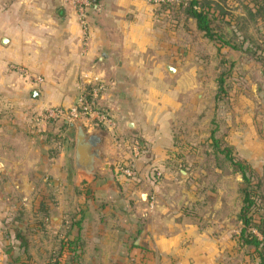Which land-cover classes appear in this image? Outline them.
I'll return each instance as SVG.
<instances>
[{"label": "crops", "instance_id": "obj_1", "mask_svg": "<svg viewBox=\"0 0 264 264\" xmlns=\"http://www.w3.org/2000/svg\"><path fill=\"white\" fill-rule=\"evenodd\" d=\"M184 30L148 0H92L84 40L68 0H0V264H260L239 238L243 180L220 142L254 169L264 163V66L215 44L236 73L216 97V79L203 86L183 65ZM95 81L112 127L35 120ZM80 136L95 151L87 168ZM217 156L230 174L192 179L184 166L214 168Z\"/></svg>", "mask_w": 264, "mask_h": 264}, {"label": "trees", "instance_id": "obj_2", "mask_svg": "<svg viewBox=\"0 0 264 264\" xmlns=\"http://www.w3.org/2000/svg\"><path fill=\"white\" fill-rule=\"evenodd\" d=\"M182 1H184L185 5L183 9L184 15L195 20L197 30L200 31L205 38L217 45L218 52L225 47L250 51L248 47L244 46L246 42L254 43L255 40L254 37L246 31L248 27L247 17L251 20L255 19V22L258 19L263 20L264 0H252L254 7L249 6V3H241L243 10L236 14L231 13L232 9L230 8L231 5L228 3V0L225 5L214 3L212 0ZM173 4L176 3L164 2L156 7L158 12L163 14V16L170 17L174 10L172 9ZM225 15L228 16V19H225ZM231 17L233 18L232 20ZM223 18L224 21L226 20V25H230V27L236 28V30L233 29V31H231L232 33L224 30L225 28H222L220 24V22H223ZM232 22H234V24H231ZM230 64L228 68L229 71H223L216 79L218 84L216 97L226 94L227 86L225 85V77L230 73L232 63ZM220 151L224 153V156L230 161L233 169L241 174L243 180V184L240 188L242 206L239 212V219L242 223V228L239 238L244 244L254 247L260 258V264H264L262 240L256 234V232L259 234L264 233V196H261V205L256 206L257 185L252 186V180L248 177V171L251 167L244 160L233 156L230 147H225Z\"/></svg>", "mask_w": 264, "mask_h": 264}, {"label": "rangeland", "instance_id": "obj_3", "mask_svg": "<svg viewBox=\"0 0 264 264\" xmlns=\"http://www.w3.org/2000/svg\"><path fill=\"white\" fill-rule=\"evenodd\" d=\"M212 1L217 4L219 3L220 5L227 4L226 3L227 0H212ZM173 3L176 4L172 5V9L174 10L172 11L171 15L172 17H174L176 13L177 19L178 17H181L184 21V29L186 30V31L184 30V46L187 45V47H185L186 55H183L184 57V60L182 61L183 65L187 66L186 70L188 71H190L192 66H194V68H196V75L199 76L200 82L203 84V86H209L211 81L213 80L215 81V79H217V77L221 73H223V71L225 72L229 71L228 68L230 63L228 62V58H226V55L228 53H220V55L219 54L217 55L215 48L216 45L203 38V36L200 33L194 31L189 20L184 17L185 16L184 14L182 15L185 6L184 1L175 0L173 1ZM228 3L231 5L230 7L232 9L231 13L234 14H236L237 12H242L243 8L241 6V3L242 4L249 3V6L254 7L252 0H228ZM225 19H228L227 15H225ZM232 19L233 18L231 17V20ZM225 21L223 18V22H220L222 28H225L224 30H227L230 33H232L231 31H233V29L236 30V28L230 27V25H226ZM247 22H248V27L246 31L247 33H249L254 37L255 42L254 43L246 42L244 47H248L250 51L248 50L245 51V58L246 59L256 58L260 63V65L264 66V19L263 20L258 19L255 22V19L251 20L247 17ZM231 24H234V22H232ZM235 79H236V73L234 72L232 73V69H231L229 75L225 77V85L227 86V90L230 89V83L231 86H233L234 83L232 81H235ZM227 106L228 105H226L225 107ZM204 111L208 112L207 109H204ZM226 145L227 143L221 139L220 146L225 148ZM201 163L202 164L197 166L195 165L193 167H190L188 164L184 165L186 166V170L192 172L191 174L192 179H204L206 176H208L207 175L208 173L220 174L221 176H226L231 172L228 166V161L226 160V158H224V156L223 157L217 156L215 161L216 166L214 168L209 167L207 165V162L205 161H201ZM232 172H234V170H232ZM248 177H250V179L252 180L251 182L252 186L257 185L256 206H260L261 196H264V163L256 169L252 167L249 168ZM208 187H209L208 185L202 186L199 182L200 193L203 194V199H202L203 201L200 202L201 211L206 207V203L208 201V196L206 195V190Z\"/></svg>", "mask_w": 264, "mask_h": 264}, {"label": "built area", "instance_id": "obj_4", "mask_svg": "<svg viewBox=\"0 0 264 264\" xmlns=\"http://www.w3.org/2000/svg\"><path fill=\"white\" fill-rule=\"evenodd\" d=\"M148 1L155 6H158L164 2L173 3L175 0ZM68 2L75 10L78 23L81 27L82 36L85 40L88 35V14L90 7L92 6V0H68ZM12 69L18 71L24 78L32 83L40 84L43 80L42 77L34 75L24 66L12 65ZM104 90L105 87L101 82H90L88 85L80 87L77 98L72 106L45 107L36 114L35 120L69 124L83 123L88 127H112L114 125V119L112 115L99 104L100 94ZM117 170L127 178L136 179L137 177V170L133 165L128 163L119 164L117 166ZM152 172L153 179H157L161 174L154 169Z\"/></svg>", "mask_w": 264, "mask_h": 264}, {"label": "water", "instance_id": "obj_5", "mask_svg": "<svg viewBox=\"0 0 264 264\" xmlns=\"http://www.w3.org/2000/svg\"><path fill=\"white\" fill-rule=\"evenodd\" d=\"M166 69L170 73H173L175 71V69L170 65H166ZM33 95H37L36 90L33 91ZM77 149H78V155H79L78 164L85 168L89 167L91 165L92 153H95V151H93L92 147H88V149L86 150V147L84 146L83 136L79 137V143H78ZM181 173L185 174L186 172L185 170L181 169Z\"/></svg>", "mask_w": 264, "mask_h": 264}]
</instances>
